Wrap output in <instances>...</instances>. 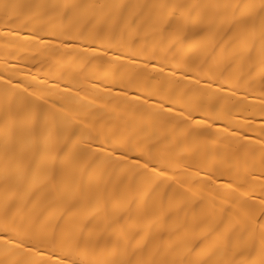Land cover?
I'll use <instances>...</instances> for the list:
<instances>
[{"label":"bare ground","instance_id":"obj_1","mask_svg":"<svg viewBox=\"0 0 264 264\" xmlns=\"http://www.w3.org/2000/svg\"><path fill=\"white\" fill-rule=\"evenodd\" d=\"M0 264H264V0H0Z\"/></svg>","mask_w":264,"mask_h":264}]
</instances>
